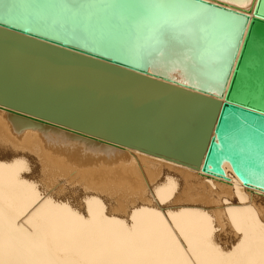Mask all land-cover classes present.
Listing matches in <instances>:
<instances>
[{"label": "bare ground", "instance_id": "obj_1", "mask_svg": "<svg viewBox=\"0 0 264 264\" xmlns=\"http://www.w3.org/2000/svg\"><path fill=\"white\" fill-rule=\"evenodd\" d=\"M227 1L239 6L201 0H0V21L225 100L222 91L248 25L243 8L256 5L229 98L264 112V71L251 74L258 59L264 69V53L255 55L264 52L257 34L264 30V0ZM157 2L197 5L203 21L179 34L164 57L148 55L146 18L138 14ZM231 25L242 33L228 59L221 48ZM202 154L190 167L137 150L81 158L47 147L37 130L14 133L0 112V264H264V178L238 174L227 160L221 173L191 168L199 166Z\"/></svg>", "mask_w": 264, "mask_h": 264}, {"label": "water", "instance_id": "obj_2", "mask_svg": "<svg viewBox=\"0 0 264 264\" xmlns=\"http://www.w3.org/2000/svg\"><path fill=\"white\" fill-rule=\"evenodd\" d=\"M250 5L243 8L248 25L222 91L225 100L0 21V112L14 133L37 130L47 147L64 154L108 159L137 150L190 167L203 152L199 166L191 168L221 173L227 160L238 174L264 178V112L229 98L255 23L248 17L257 7ZM257 34L264 49V30ZM262 66L258 59L253 77Z\"/></svg>", "mask_w": 264, "mask_h": 264}, {"label": "snow or ice", "instance_id": "obj_3", "mask_svg": "<svg viewBox=\"0 0 264 264\" xmlns=\"http://www.w3.org/2000/svg\"><path fill=\"white\" fill-rule=\"evenodd\" d=\"M138 14L146 18L144 26L147 38L151 41L148 55L155 54L160 57H164L166 51L175 48L179 43V34L189 33L195 26L203 23L197 5L184 8L157 2L139 9ZM243 22L240 21L241 24ZM230 27V39L227 45L221 48V52L228 59L234 57V49L238 46L242 33V29L237 25Z\"/></svg>", "mask_w": 264, "mask_h": 264}, {"label": "rangeland", "instance_id": "obj_4", "mask_svg": "<svg viewBox=\"0 0 264 264\" xmlns=\"http://www.w3.org/2000/svg\"><path fill=\"white\" fill-rule=\"evenodd\" d=\"M123 167H121V169H122ZM127 168H129V166L127 167Z\"/></svg>", "mask_w": 264, "mask_h": 264}]
</instances>
